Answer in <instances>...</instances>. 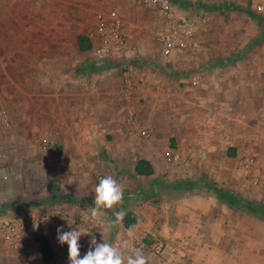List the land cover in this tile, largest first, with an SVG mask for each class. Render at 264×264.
Instances as JSON below:
<instances>
[{
  "label": "crops",
  "instance_id": "1",
  "mask_svg": "<svg viewBox=\"0 0 264 264\" xmlns=\"http://www.w3.org/2000/svg\"><path fill=\"white\" fill-rule=\"evenodd\" d=\"M65 6L79 3L0 0V216L48 215L13 259L69 264L57 228L98 242L103 228L109 243L127 241L149 264H264V0L183 9L195 16L192 35L167 55L162 16L121 0L127 41L102 61L90 50L95 26L84 34L90 49L79 48L80 35L71 37L74 52L63 49L65 29L80 22L48 12ZM168 150L179 154L171 164ZM140 160L151 174L137 173ZM107 175L131 194L120 210L135 214L131 227L109 224L121 204L91 216ZM180 181L189 183L167 186ZM146 232L165 243L160 255L140 244ZM35 234L49 241V262ZM90 238H80L81 258Z\"/></svg>",
  "mask_w": 264,
  "mask_h": 264
},
{
  "label": "built area",
  "instance_id": "2",
  "mask_svg": "<svg viewBox=\"0 0 264 264\" xmlns=\"http://www.w3.org/2000/svg\"><path fill=\"white\" fill-rule=\"evenodd\" d=\"M203 1L187 0L188 8H184L181 4L173 0H142V5L156 10L166 24L167 30L159 37L163 54L167 55L171 50L185 46L186 40L192 35L195 26V16L185 15L182 13V10L187 9L188 11L198 13V8L201 7L200 5ZM257 9L262 11L263 7L257 6ZM127 37V26L121 15L115 9L100 13L97 17L93 32L95 41V49L93 48V50L99 61L119 53L126 44ZM191 44L192 46L195 45L194 42ZM6 120L7 114L0 111V123H6ZM140 134L143 137L149 136L146 130H142ZM166 154L170 161H176L179 158V154L176 151H168ZM54 212L56 211L51 212L52 216L50 217H54L59 213L54 214ZM47 217V214H43L41 215V219L36 218L29 209H21L16 215L0 216V241L14 247H19L26 234L37 231L40 224ZM140 244L144 247V244L141 242ZM164 248L165 244L160 239L155 240L151 245V249L156 253L162 252Z\"/></svg>",
  "mask_w": 264,
  "mask_h": 264
},
{
  "label": "clouds",
  "instance_id": "3",
  "mask_svg": "<svg viewBox=\"0 0 264 264\" xmlns=\"http://www.w3.org/2000/svg\"><path fill=\"white\" fill-rule=\"evenodd\" d=\"M94 193L93 207L91 208L93 219H98L103 214L102 209L111 210L121 204L124 198L122 185L112 175L101 178ZM124 215L123 211L115 212V221H109V224H120ZM100 232L101 242H98L94 235L83 229L62 231L61 228H57L58 242L68 246L69 264H149V258L143 254L141 249L130 247L127 241H124L120 246L113 245L105 239L103 228ZM82 235H89L91 238L88 250L81 258L82 245L79 241ZM128 235L129 237L133 236L131 229H129ZM124 250H127V255Z\"/></svg>",
  "mask_w": 264,
  "mask_h": 264
},
{
  "label": "rangeland",
  "instance_id": "4",
  "mask_svg": "<svg viewBox=\"0 0 264 264\" xmlns=\"http://www.w3.org/2000/svg\"><path fill=\"white\" fill-rule=\"evenodd\" d=\"M50 1H61V0H50ZM63 1H65V2L70 1V2H74V3H79V8L68 6V10H67L66 6H65V10L62 12H58L57 16L55 15V11L48 12V16L50 17V14L52 13L51 14L52 18L62 17V18H69V19H74V20L78 19L79 20L80 23L77 26L71 25L65 29V41L62 44L63 49L67 50V52H71L72 50L74 52L75 47L73 44H75V43H73V40L71 41V37H73L75 35L79 36L81 34L84 35V34L89 33L91 28L93 26H95V22H96L97 17L100 13L106 12L110 9H115L117 12H118V10L120 11V9H119L120 7L118 6V4L121 0H77V1H75V0H63ZM137 1L140 2V4L142 3L141 0H137ZM142 8L144 10V13H147L149 15H151L154 12V10L149 9L145 6L144 7L142 6ZM90 50L92 51L95 58L97 60H99L98 57L95 55L93 48H91ZM71 60H72V58H71ZM4 110H7V108L0 106V111L5 112ZM168 151H170V150H168ZM167 152H165V159H166V162L168 164H171L172 161L168 160L167 154H166ZM5 244H6V246H8V248L6 247L5 251L0 252V264H25L23 261L13 259V258H15V256L13 255V252L14 251L16 252V251L21 250V249H19V247L11 246L10 244H7V243H5ZM165 247H166V245H165ZM147 248L150 250V252H152L156 255L161 254V252L160 253L154 252L151 249V246L147 247ZM8 254L10 256H8ZM12 255H13V257H12ZM36 263L38 264L39 262H37L36 259H33L32 263H29V264H36ZM26 264H28V262Z\"/></svg>",
  "mask_w": 264,
  "mask_h": 264
},
{
  "label": "trees",
  "instance_id": "5",
  "mask_svg": "<svg viewBox=\"0 0 264 264\" xmlns=\"http://www.w3.org/2000/svg\"><path fill=\"white\" fill-rule=\"evenodd\" d=\"M173 1L181 4L182 6H186V2L184 0H173ZM78 44H79V48L81 50L91 48V42H90L89 38L85 35H80L78 37ZM136 171L139 174L149 175L152 173V168H151L148 161L140 160L136 165ZM186 183H189V182L188 181H180V182H176V183H174V182L173 183H167V186L174 188V187H179V186L186 184ZM152 194H154V192H152ZM129 196H131V194H129V193L124 194L123 202L121 203V206L116 209L117 211H120L123 209V207L126 204L125 199ZM231 202L236 203L235 201H231ZM136 219L137 218H136L135 214L128 212L123 219L124 227H131L133 224H135ZM33 238L37 241V243L39 245V250H40L41 255H42V260L44 262H49L53 258V254H54L53 249H52L49 241L46 239V237H44L41 234H35L33 236ZM157 239H160L157 235L152 234L150 232H146L143 235L141 243L144 244V246H146V247H150L152 245V243Z\"/></svg>",
  "mask_w": 264,
  "mask_h": 264
}]
</instances>
